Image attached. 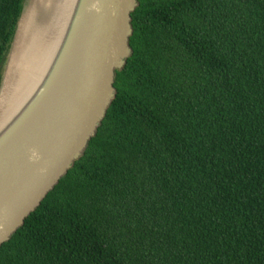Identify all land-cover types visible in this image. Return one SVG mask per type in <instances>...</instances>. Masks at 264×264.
I'll list each match as a JSON object with an SVG mask.
<instances>
[{"label": "trees", "instance_id": "trees-1", "mask_svg": "<svg viewBox=\"0 0 264 264\" xmlns=\"http://www.w3.org/2000/svg\"><path fill=\"white\" fill-rule=\"evenodd\" d=\"M24 0H0V85ZM81 158L0 264H264V0H138Z\"/></svg>", "mask_w": 264, "mask_h": 264}, {"label": "water", "instance_id": "water-1", "mask_svg": "<svg viewBox=\"0 0 264 264\" xmlns=\"http://www.w3.org/2000/svg\"><path fill=\"white\" fill-rule=\"evenodd\" d=\"M24 0L8 53L6 84ZM138 0H73L42 76L0 128V247L86 152L115 99L116 70L132 54Z\"/></svg>", "mask_w": 264, "mask_h": 264}, {"label": "bare ground", "instance_id": "bare-ground-1", "mask_svg": "<svg viewBox=\"0 0 264 264\" xmlns=\"http://www.w3.org/2000/svg\"><path fill=\"white\" fill-rule=\"evenodd\" d=\"M73 0H35L26 12L0 96V128L43 74Z\"/></svg>", "mask_w": 264, "mask_h": 264}, {"label": "rangeland", "instance_id": "rangeland-1", "mask_svg": "<svg viewBox=\"0 0 264 264\" xmlns=\"http://www.w3.org/2000/svg\"><path fill=\"white\" fill-rule=\"evenodd\" d=\"M4 67H5V65H4ZM5 68H3V70H4Z\"/></svg>", "mask_w": 264, "mask_h": 264}]
</instances>
